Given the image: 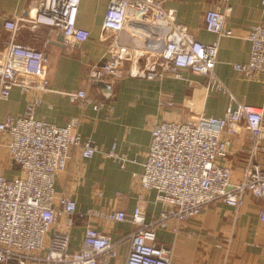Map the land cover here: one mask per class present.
<instances>
[{"label": "built area", "instance_id": "obj_1", "mask_svg": "<svg viewBox=\"0 0 264 264\" xmlns=\"http://www.w3.org/2000/svg\"><path fill=\"white\" fill-rule=\"evenodd\" d=\"M80 2L30 0L19 19H8L4 25L12 30L46 25L59 29L66 44L70 38L84 42L91 32L78 25ZM261 4L264 6V0ZM232 10L230 0H213L206 11L205 28L218 36L212 42L199 40L186 24L178 21L177 10L168 7L165 0H109L103 25L113 33L133 26V22L152 27L155 61L146 71L149 79L182 77L181 69H189L208 78L207 88L225 92L227 87L218 77L216 65L220 39L234 35L226 25ZM247 38L252 43L250 60L233 66L248 78L264 76V24H253ZM8 42L7 49L0 52V99L8 98L15 86L23 92L48 89V80L44 78L48 53L12 39ZM137 50L114 37L108 56L90 66L86 86L74 91L73 98L82 107L107 108L111 113L114 104L94 96L91 85L96 79L124 77L126 64ZM150 51L142 55H149ZM39 103L41 98L35 94L19 116L7 115L0 120V136L8 139L10 167V172H0V264H99L120 254L121 240H114L92 224L86 225L80 247L71 249L70 229L77 216L132 223L135 227L129 234L126 264H173L174 246L159 240L158 229L179 232L182 222L197 217L214 201L239 208L247 193L264 198V164L258 159L260 151H264V109L259 106L231 102L223 116L207 114L201 108L187 118L162 120L154 125L144 170L133 172L143 188L155 190L157 201L164 203L157 216L148 218L142 195L128 213L124 209L94 207L80 210L71 195L57 193L56 179L67 169L71 147L81 146L84 157H91L100 149L92 138L82 136V116L59 125L36 116ZM160 105L173 106L174 101L162 100ZM245 128L250 133L251 155L241 178L235 180L232 167L223 160L229 157L233 136ZM116 148L114 143L109 154L122 167L128 161L136 162L135 158L118 155ZM260 219L264 222L263 209ZM172 221L176 224L171 225Z\"/></svg>", "mask_w": 264, "mask_h": 264}, {"label": "crops", "instance_id": "obj_2", "mask_svg": "<svg viewBox=\"0 0 264 264\" xmlns=\"http://www.w3.org/2000/svg\"><path fill=\"white\" fill-rule=\"evenodd\" d=\"M108 3L109 0H81L78 25L89 29L91 35L84 42L70 38V43L66 44V37L59 29L46 25L36 29L29 25L17 30L7 28L5 22L19 19L28 9L30 0H0V52L7 49L8 41L12 39L43 49L49 56L44 72L48 89L23 92L15 86L8 98L0 99V120L7 115L19 116L35 94L41 98L36 107L38 118L65 125L73 117L82 116V136L92 138L100 150L91 157H84L82 147L73 145L67 169L57 176V193L71 195L80 210L94 207L124 209L128 213L134 210L142 195L141 202L151 218L159 214L164 203L157 201L155 190L143 188L133 172L144 170L156 123L187 118L201 108L207 114L223 116L231 102H246L264 109V76L248 78L233 66L236 62L250 60L252 43L247 35L253 24H264V6L261 0H230L233 10L226 18V25L233 29L234 35L220 39L216 65V73L227 87L223 92L207 88L208 78L189 69H181L182 77L169 75L149 79L146 71L155 61L152 59L155 54V48H152L154 30L146 24L141 29L137 24L128 25L120 33L105 29L103 22ZM165 3L177 10L178 21L186 24L202 42L218 38L204 25L205 13L213 0H165ZM116 36L122 39V43L136 46L137 54L127 62L126 73L113 87L112 96L107 97V91L105 93L94 83L90 88L94 96L107 97V102L114 104L115 108L109 113L107 108L82 107L71 94L86 86L90 66L108 56L109 43ZM147 50L153 52L147 55ZM144 51L147 54L142 55ZM168 99L174 101L173 106L160 105V101ZM7 140V137L0 136V172L6 173L10 172ZM114 143H117L118 155L135 158L136 162L128 161L122 167L109 154ZM250 155L251 138L249 129L245 128L233 136L229 157L223 160L232 167L235 180L241 178ZM258 159L264 164V151H260ZM262 209L264 198L248 193L239 208L221 200L214 201L197 217L182 222L179 232L171 228L158 229V238L174 246L173 264H264ZM63 221L64 218L60 223ZM172 222L171 225L176 224ZM87 224L113 236L114 240H121L120 254L99 264H126L130 251L129 234L135 226L126 221L77 216L75 226L70 229L73 235L71 249L80 247Z\"/></svg>", "mask_w": 264, "mask_h": 264}, {"label": "water", "instance_id": "obj_3", "mask_svg": "<svg viewBox=\"0 0 264 264\" xmlns=\"http://www.w3.org/2000/svg\"><path fill=\"white\" fill-rule=\"evenodd\" d=\"M132 24L134 25H138V26H144L143 23H137V22H133ZM145 27V26H144ZM119 82V80H113V79H96L93 81L94 84L99 85L100 87H102L103 91H107L108 95L107 97L112 96L113 93V87ZM106 97V98H107Z\"/></svg>", "mask_w": 264, "mask_h": 264}, {"label": "bare ground", "instance_id": "obj_4", "mask_svg": "<svg viewBox=\"0 0 264 264\" xmlns=\"http://www.w3.org/2000/svg\"><path fill=\"white\" fill-rule=\"evenodd\" d=\"M141 32H143V31H141Z\"/></svg>", "mask_w": 264, "mask_h": 264}]
</instances>
